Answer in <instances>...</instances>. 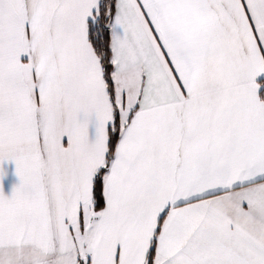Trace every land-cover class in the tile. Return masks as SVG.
I'll return each instance as SVG.
<instances>
[{
    "label": "snow or ice",
    "instance_id": "1",
    "mask_svg": "<svg viewBox=\"0 0 264 264\" xmlns=\"http://www.w3.org/2000/svg\"><path fill=\"white\" fill-rule=\"evenodd\" d=\"M0 264H264V0H0Z\"/></svg>",
    "mask_w": 264,
    "mask_h": 264
},
{
    "label": "crops",
    "instance_id": "2",
    "mask_svg": "<svg viewBox=\"0 0 264 264\" xmlns=\"http://www.w3.org/2000/svg\"><path fill=\"white\" fill-rule=\"evenodd\" d=\"M4 176L2 179V189L5 195H11L12 189L19 183V177L15 173L14 163H5L3 165Z\"/></svg>",
    "mask_w": 264,
    "mask_h": 264
}]
</instances>
